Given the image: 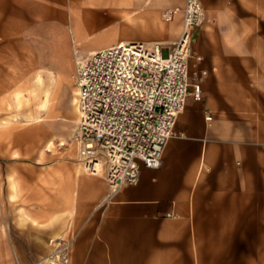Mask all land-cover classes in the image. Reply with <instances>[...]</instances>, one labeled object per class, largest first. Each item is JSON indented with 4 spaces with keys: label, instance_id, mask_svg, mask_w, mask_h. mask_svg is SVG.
Listing matches in <instances>:
<instances>
[{
    "label": "crops",
    "instance_id": "0c3cea01",
    "mask_svg": "<svg viewBox=\"0 0 264 264\" xmlns=\"http://www.w3.org/2000/svg\"><path fill=\"white\" fill-rule=\"evenodd\" d=\"M184 1L87 0L79 6L75 0H1L0 19L6 12L3 25L12 26L8 12L25 11V5L70 12L34 27L41 28V67L52 74L73 68L75 75L77 54L113 43L171 46L182 15L169 22L161 13ZM200 2L204 19L193 33L188 73L189 89L198 82L201 99L188 96L160 166L142 165L135 183L107 199L105 170L83 171L69 142L74 121L53 125L63 130L52 137L66 140H53L54 149L43 148L10 181L13 212L6 231L0 228V264H47L49 240L58 237L71 240L68 264H264V0ZM100 5L123 13L122 29L90 33V11ZM13 25L32 26L24 20ZM70 29L83 44L74 48V65L66 54ZM93 37L107 42L90 48ZM76 116L78 122L77 106Z\"/></svg>",
    "mask_w": 264,
    "mask_h": 264
},
{
    "label": "built area",
    "instance_id": "2783aa9c",
    "mask_svg": "<svg viewBox=\"0 0 264 264\" xmlns=\"http://www.w3.org/2000/svg\"><path fill=\"white\" fill-rule=\"evenodd\" d=\"M182 15L181 30L171 46L159 42L121 41L75 57L78 125L69 139L86 173L103 176L107 199L139 178L141 166H160L163 147L189 95L201 99L190 81L194 30L204 19L200 0L166 8L171 20ZM50 264H68L71 240H51Z\"/></svg>",
    "mask_w": 264,
    "mask_h": 264
},
{
    "label": "rangeland",
    "instance_id": "374dc122",
    "mask_svg": "<svg viewBox=\"0 0 264 264\" xmlns=\"http://www.w3.org/2000/svg\"><path fill=\"white\" fill-rule=\"evenodd\" d=\"M75 1L79 6L87 2V0ZM25 9L27 10L21 12H8L11 16L10 27L3 25L7 23L6 12H4L5 19L3 17L0 19V228L3 231H6L9 217H12L10 215L13 212L11 179L14 176H21L22 165L35 163V160L39 159V150L45 148L47 137L53 132L63 130L57 126L72 123V120L77 118L76 102H72L76 90L73 68L68 73L51 69L53 77L49 78L46 70L41 67L42 63L38 62L42 39L36 32L41 28L34 27L36 23L50 15L66 16L70 12H37L33 5H25ZM164 10L161 13V20L170 22L171 20H165ZM86 13V11L77 12L81 15ZM122 15V12L109 9L107 6H96L90 11V19L93 21L90 33L97 32L98 35H104L122 29L124 23ZM22 20L26 25L32 26L28 28L13 25ZM70 36L71 51L66 54L71 55L74 65V48L80 49L83 44L77 42L75 29H70ZM106 42L104 38L93 37L89 44L90 48H97ZM47 54L48 50L45 48L44 55ZM43 65L51 68L50 60L45 59ZM36 74H41L40 82H37ZM48 87L49 101L45 111L40 107V102ZM37 114H42L43 120L38 123L32 122L31 118ZM55 124L57 126L53 130L52 126ZM66 138L54 137L53 140L65 141ZM50 148L54 149V145Z\"/></svg>",
    "mask_w": 264,
    "mask_h": 264
},
{
    "label": "bare ground",
    "instance_id": "6f19581e",
    "mask_svg": "<svg viewBox=\"0 0 264 264\" xmlns=\"http://www.w3.org/2000/svg\"><path fill=\"white\" fill-rule=\"evenodd\" d=\"M178 14V13H177ZM166 20V19H165ZM46 71H49V70H46ZM40 72V71H39ZM41 73V72H40ZM48 76H49V78L50 79H52V77H53V74L51 73V71H49L48 72ZM40 77H41V74L40 75H38V74H36V79H37V82H40ZM49 79V80H50ZM52 90V89H51ZM44 92V91H43ZM48 92H49V87L48 88H46L45 89V92H44V97H43V99L41 100V102H40V107H42V109L43 110H47V105H48ZM72 102L73 103H75L76 102V97L73 95L72 96ZM74 111H75V109H74ZM43 118H44V116L42 115V114H37L36 116H33L32 118H31V121L32 122H35V123H38V122H41L42 120H43ZM73 123H74V127L76 128V126H77V118H75V119H73ZM77 122V123H76ZM63 138V137H62ZM51 145H54V142H53V137H52V135L49 137V139H47V141H46V144H45V147H50ZM48 149V148H47ZM42 148H40V150H39V153H42ZM59 238V237H58ZM54 239H57V238H53V239H50L49 240V245H52V243H50V241L51 240H54ZM49 247V246H48ZM46 259V258H45ZM45 263H47V264H50L49 263V261L46 259L45 260Z\"/></svg>",
    "mask_w": 264,
    "mask_h": 264
}]
</instances>
